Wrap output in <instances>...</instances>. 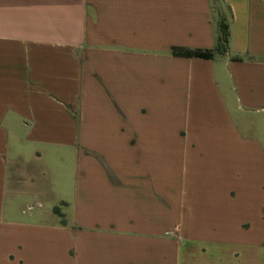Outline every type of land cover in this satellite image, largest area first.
Returning <instances> with one entry per match:
<instances>
[{
	"label": "crops",
	"instance_id": "obj_1",
	"mask_svg": "<svg viewBox=\"0 0 264 264\" xmlns=\"http://www.w3.org/2000/svg\"><path fill=\"white\" fill-rule=\"evenodd\" d=\"M0 264H264V0H0Z\"/></svg>",
	"mask_w": 264,
	"mask_h": 264
},
{
	"label": "trees",
	"instance_id": "obj_2",
	"mask_svg": "<svg viewBox=\"0 0 264 264\" xmlns=\"http://www.w3.org/2000/svg\"><path fill=\"white\" fill-rule=\"evenodd\" d=\"M217 30L218 47L216 51L220 54H225L228 51L229 44V23L225 21V19H220V21L217 23ZM172 55L184 58H200L206 60H213L215 56V51L204 49L192 50L188 48L174 47L172 48ZM55 213L61 216L60 210L58 208L55 209ZM63 224H66V222L63 221Z\"/></svg>",
	"mask_w": 264,
	"mask_h": 264
},
{
	"label": "rangeland",
	"instance_id": "obj_3",
	"mask_svg": "<svg viewBox=\"0 0 264 264\" xmlns=\"http://www.w3.org/2000/svg\"><path fill=\"white\" fill-rule=\"evenodd\" d=\"M213 6L216 24L220 21V19H225V21L229 23L230 13L228 11V8L223 5L220 1H215Z\"/></svg>",
	"mask_w": 264,
	"mask_h": 264
}]
</instances>
